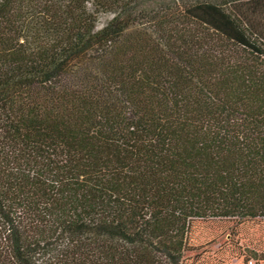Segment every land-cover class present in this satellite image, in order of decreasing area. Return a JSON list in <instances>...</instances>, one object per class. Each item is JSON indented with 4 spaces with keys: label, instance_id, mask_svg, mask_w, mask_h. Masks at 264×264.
<instances>
[{
    "label": "trees",
    "instance_id": "trees-1",
    "mask_svg": "<svg viewBox=\"0 0 264 264\" xmlns=\"http://www.w3.org/2000/svg\"><path fill=\"white\" fill-rule=\"evenodd\" d=\"M239 1L0 0V264H185L196 221L264 219Z\"/></svg>",
    "mask_w": 264,
    "mask_h": 264
},
{
    "label": "rangeland",
    "instance_id": "rangeland-1",
    "mask_svg": "<svg viewBox=\"0 0 264 264\" xmlns=\"http://www.w3.org/2000/svg\"><path fill=\"white\" fill-rule=\"evenodd\" d=\"M244 3L235 2L233 6L241 5L240 13L264 33V5ZM191 244L194 250L184 255L185 264H264V219L241 223L234 219L196 221Z\"/></svg>",
    "mask_w": 264,
    "mask_h": 264
}]
</instances>
